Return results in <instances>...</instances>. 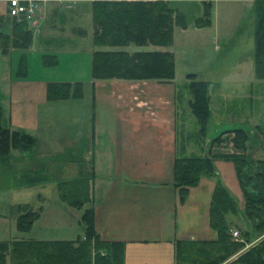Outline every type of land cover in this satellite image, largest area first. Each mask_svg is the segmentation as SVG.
I'll return each mask as SVG.
<instances>
[{"label":"crops","instance_id":"0c3cea01","mask_svg":"<svg viewBox=\"0 0 264 264\" xmlns=\"http://www.w3.org/2000/svg\"><path fill=\"white\" fill-rule=\"evenodd\" d=\"M10 1L28 0H0V16H7ZM30 1L39 7L34 22L27 24L36 32L30 46L11 48L5 54L0 51V124L32 136L35 147L27 153L12 149L0 159V195L38 189L33 198L36 208L26 203L40 213L35 224L43 218L45 205L58 198L55 177L60 169L69 181L87 180L89 200L80 211L93 209L94 228L101 240L124 243V264H174L176 240H215L216 234L208 226V204L220 174L216 170L227 163L213 160L217 178H200L179 202L174 161L191 154L187 149L184 155L179 149V101L183 97L177 82L93 79V53L112 50L110 47L92 49L82 69H65L55 76L62 68L64 53L78 45L75 36L83 33L70 4L99 0ZM215 2L252 3H211ZM126 48L115 50L128 51ZM150 48L174 55L170 47ZM68 58L64 64H76V54ZM50 83L80 84L82 96L49 101ZM188 101H184L186 107ZM199 152V156H207ZM44 192L51 195L50 201L43 197ZM58 202L69 207L59 198ZM14 206L10 203V212ZM242 207L243 201L237 208L241 211ZM11 218L16 221L12 213Z\"/></svg>","mask_w":264,"mask_h":264},{"label":"trees","instance_id":"16d2710c","mask_svg":"<svg viewBox=\"0 0 264 264\" xmlns=\"http://www.w3.org/2000/svg\"><path fill=\"white\" fill-rule=\"evenodd\" d=\"M200 1L203 12L195 21L196 28L210 24L209 9L211 2L216 0ZM254 1L260 5V13L254 30L253 74L264 79V0ZM92 17L94 46L112 49L93 53V79L152 80L160 83L174 79V55L170 52L115 50L130 45L169 47L174 28L184 29L185 21L179 12L168 6L167 0H99L92 4ZM31 41L32 32L26 22L0 16L1 53L5 54L11 48L25 50ZM195 77L194 74L186 75L190 95L187 108L197 126L199 138H203L208 117L207 83L196 81ZM81 96L80 84L50 83L47 86L49 101ZM248 140L247 132L242 129L227 130L211 140L207 156L176 157L174 187L180 203L200 178H217L212 163L216 159L232 164L243 207L239 211L234 199L216 180L208 204V226L216 238L211 241L176 240L174 264H264V241L238 253L251 232L247 229L236 231L243 241L231 238L232 219L237 220L240 226L248 225L255 232H264V160L246 158ZM34 147L32 136L11 131L0 124V159H5L12 149L27 153ZM221 148L230 150L226 153L218 151ZM250 168L252 175L247 174ZM57 188L58 198L73 209L82 210L89 200L87 180L61 182ZM11 213L16 217L20 233H28L40 216L39 211L26 204L12 207ZM80 223L83 225V237L75 240L0 242V264H7L8 259L10 264H124V243L99 238L94 228L92 208L83 210Z\"/></svg>","mask_w":264,"mask_h":264},{"label":"rangeland","instance_id":"374dc122","mask_svg":"<svg viewBox=\"0 0 264 264\" xmlns=\"http://www.w3.org/2000/svg\"><path fill=\"white\" fill-rule=\"evenodd\" d=\"M250 1L252 3L249 4L211 3L210 24L204 29L195 26L196 19L201 17L203 12L198 0L168 1V6L179 12L185 21L184 29L177 26L174 28L173 41L169 46L170 51L174 53V81L179 85L180 97H183L179 101V121L182 122V127H179V149H183L184 155L188 150L191 156H199V151L202 155H207L211 140L220 132L238 128L246 131L249 136L246 158L252 161L264 160V79H258L253 74L254 26L260 13V5L254 0ZM92 4L93 2L87 1L70 4L74 8L73 11L78 14L77 22L83 27V33L75 36L78 45L64 53L67 55L63 56L62 68L55 76H60L65 69L71 71L77 67L82 69L90 59L89 51L100 48L94 46L92 39ZM59 5L63 9L66 7L62 3ZM31 30L33 35H36V32ZM126 49L130 53L152 51L150 46L130 45ZM71 54H76V64H64L70 60L68 57ZM188 74H194L196 81L207 83L208 117L203 138H199L194 119L184 105L185 99H190L186 79ZM59 141L63 142V139ZM229 150L221 148L218 151L226 153ZM226 163L220 166V170H216L218 174L220 173L217 180L221 185H225V189L239 207V203L242 202L241 192L232 164ZM249 170L247 174L252 175L251 168ZM64 180L69 181L64 171L60 169L58 174L56 173L55 184L65 182ZM34 191L38 189L16 190L0 195V242L27 239L70 241L83 237V225L80 223L82 211L58 204L60 202L58 198L56 202H53V199L50 201L51 195L46 194L47 192L42 193L43 197L50 201L47 202L49 205H45L43 218L32 225L28 233H20L16 221L11 218L9 205L28 203L35 209L37 202L33 200L36 199ZM54 204L62 208H55ZM62 209H65V212H62ZM231 224L234 226L232 231L241 232L247 229L251 232L244 248L238 253L264 241V232H255L248 225L240 226L235 219H232ZM41 236L45 239H37ZM7 264H10L9 259Z\"/></svg>","mask_w":264,"mask_h":264},{"label":"built area","instance_id":"2783aa9c","mask_svg":"<svg viewBox=\"0 0 264 264\" xmlns=\"http://www.w3.org/2000/svg\"><path fill=\"white\" fill-rule=\"evenodd\" d=\"M38 10V3L34 1H10L7 16L11 19L24 21L29 24L34 22ZM231 238L234 241H239L238 233L236 231H232Z\"/></svg>","mask_w":264,"mask_h":264}]
</instances>
